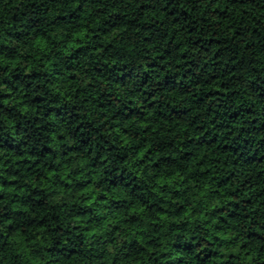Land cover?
I'll return each instance as SVG.
<instances>
[{
  "label": "clouds",
  "instance_id": "1",
  "mask_svg": "<svg viewBox=\"0 0 264 264\" xmlns=\"http://www.w3.org/2000/svg\"><path fill=\"white\" fill-rule=\"evenodd\" d=\"M0 264H264V0H0Z\"/></svg>",
  "mask_w": 264,
  "mask_h": 264
}]
</instances>
